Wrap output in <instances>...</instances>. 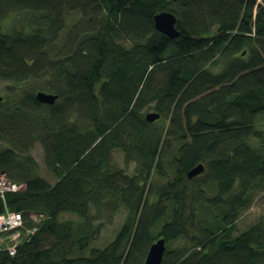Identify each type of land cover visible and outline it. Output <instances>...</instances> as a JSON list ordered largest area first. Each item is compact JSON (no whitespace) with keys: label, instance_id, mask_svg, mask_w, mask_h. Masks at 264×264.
I'll return each instance as SVG.
<instances>
[{"label":"trees","instance_id":"1","mask_svg":"<svg viewBox=\"0 0 264 264\" xmlns=\"http://www.w3.org/2000/svg\"><path fill=\"white\" fill-rule=\"evenodd\" d=\"M162 11L178 38L156 29ZM0 80L13 84L0 100V173L26 185L0 195V214L38 226L0 264H143L159 238L162 264H264V223L234 234L264 188V0H0ZM39 91L59 99L43 104ZM150 109L161 118L149 122ZM36 143L55 183L39 174ZM199 164L204 178L190 179ZM119 206L115 239L90 249L99 215Z\"/></svg>","mask_w":264,"mask_h":264},{"label":"rangeland","instance_id":"2","mask_svg":"<svg viewBox=\"0 0 264 264\" xmlns=\"http://www.w3.org/2000/svg\"><path fill=\"white\" fill-rule=\"evenodd\" d=\"M78 17L71 16L68 20L69 26L70 27ZM14 25H18V20L17 19H10L7 21V25L9 29H11ZM66 33L63 34L60 38L59 43L61 44L64 39H65ZM217 70H220L218 68ZM11 86L13 84L3 82L0 80V96L3 98H6L9 96L7 88L8 86ZM16 94H10V97L14 99ZM147 112H156L155 110H148ZM165 120H162L164 122ZM257 128L258 129H263L264 130V115H260L257 118ZM4 146L2 143H0V147ZM178 148V144L176 141L172 143V149L166 153L168 155H173L176 153ZM32 155L36 159L38 167H39V174L45 178L47 181L50 183H55L56 178L55 176L48 170L46 164H45V158H44V148L41 143H36L32 149ZM115 156V162L117 165L121 168L126 169L129 173H133L135 171L136 164L135 162H131L129 166L126 165L125 163V153L120 150H116L114 153ZM165 165V170L169 172L170 177L172 178V172L169 168V164L167 162L164 163ZM204 173L200 175V178H204ZM167 180V179H166ZM166 180L163 181L166 182ZM202 180V179H201ZM201 181H198L195 190H198L199 188L203 189L206 193L207 197H211L214 192L213 189L206 185H199ZM92 214L96 213V209L92 208L91 210ZM128 215V210L123 207L119 206L115 209L109 208L103 211L99 215V219L96 221L97 224L101 225V230L98 235V237L91 243V248L96 247V248H106L112 241L115 239L118 230L121 228V226L124 224L126 217ZM30 214H26V217H29ZM62 220H80V217L76 214L73 213H65L61 216ZM260 222L264 223V188L258 191H255L253 195L250 197L248 200L246 206L242 208L241 214L239 219L237 220L235 224V230L234 234H239L243 231H246L249 229L251 226L256 225ZM31 224H29L30 226ZM7 243L0 242V245H6ZM186 244L185 240H181L178 242H175L172 244L173 247H178L180 245ZM168 248V246H167ZM90 249H88L84 255L88 256Z\"/></svg>","mask_w":264,"mask_h":264},{"label":"built area","instance_id":"3","mask_svg":"<svg viewBox=\"0 0 264 264\" xmlns=\"http://www.w3.org/2000/svg\"><path fill=\"white\" fill-rule=\"evenodd\" d=\"M25 188V184H15L7 174L0 173V195H4L7 191H22ZM30 217L34 224H38L46 218V215L38 212L32 213ZM26 220L22 212L7 210L0 214V242L7 243L0 245V252L6 250L11 255H15L23 240L37 232L38 226L29 228L26 225Z\"/></svg>","mask_w":264,"mask_h":264},{"label":"water","instance_id":"4","mask_svg":"<svg viewBox=\"0 0 264 264\" xmlns=\"http://www.w3.org/2000/svg\"><path fill=\"white\" fill-rule=\"evenodd\" d=\"M177 16L169 11H162L154 16V23L156 29L168 36L171 39H176L180 36L181 32L177 28ZM39 102L47 105H54L59 99V95L45 91H39L36 95ZM0 100L3 97L0 96ZM161 118L157 112H151L146 115L149 122H155ZM205 165L199 164L188 173V177L193 179L200 176L205 172ZM167 251V241L165 238H159L149 248L146 259L143 264H162L164 256Z\"/></svg>","mask_w":264,"mask_h":264}]
</instances>
